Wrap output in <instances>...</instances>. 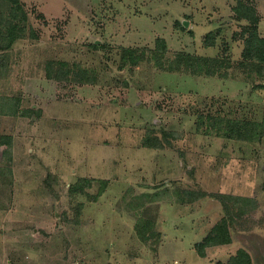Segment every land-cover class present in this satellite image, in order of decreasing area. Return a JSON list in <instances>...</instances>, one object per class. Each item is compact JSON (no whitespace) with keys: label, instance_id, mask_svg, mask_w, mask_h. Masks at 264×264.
I'll return each instance as SVG.
<instances>
[{"label":"rangeland","instance_id":"374dc122","mask_svg":"<svg viewBox=\"0 0 264 264\" xmlns=\"http://www.w3.org/2000/svg\"><path fill=\"white\" fill-rule=\"evenodd\" d=\"M22 2L31 34L0 81V168L12 155L11 178L0 177V264H228L240 249L264 264V139L196 127L213 99L246 104L248 116L264 102V80L237 66L252 24L236 8L254 9L264 37V0ZM160 38L165 67L123 63V49L150 54ZM180 54L188 67L169 71ZM221 59L232 67L212 75ZM48 61L97 81L56 79ZM6 97L34 112L14 116ZM78 181L85 189L71 192ZM145 220L146 242L136 230ZM221 234L225 244L200 247Z\"/></svg>","mask_w":264,"mask_h":264},{"label":"trees","instance_id":"16d2710c","mask_svg":"<svg viewBox=\"0 0 264 264\" xmlns=\"http://www.w3.org/2000/svg\"><path fill=\"white\" fill-rule=\"evenodd\" d=\"M236 8L239 18L246 19L252 24L247 31L246 37L244 38L242 59L238 61L237 66L250 81L264 80V37L258 30L255 11L252 8H248L242 12L238 9V7ZM28 24L29 15L22 0H0V81L3 79H1V77L5 76L10 71V65L6 63L9 57V52L11 51L12 53L15 45L20 40L25 39L29 34H31V29L28 28ZM156 44V49L151 51L150 54H147L146 50L131 48L123 49V63L125 65L129 64L131 66H137L144 61L155 60V63L158 66L165 67L163 58L167 53V42L165 39L160 38L157 39ZM214 45L215 37L213 34H210L206 41V46L208 47ZM94 47L99 49L101 45L95 44ZM178 58L183 61L181 62V60H178L176 61V64L174 62V64L168 68L169 71L181 72L183 67H188V62L192 57L190 55L180 54ZM48 66L51 68L53 67L54 69L59 66L57 71H55L56 74H54L56 79H62L66 78V76H70V78H79L80 81L78 82L95 83L97 81V75L93 72L90 73L87 69H81L80 64L70 66L67 62L48 61ZM121 66L124 67V65ZM198 67L201 68L200 65H198ZM220 67L225 69L224 73L227 75L228 69L232 67L231 62L228 59H221L217 68L211 70V74L215 75L216 73H220ZM20 101L21 98L14 97L9 99V97H6L2 105L5 108H8V106L11 105V111H13L14 116H25L27 112H34V109H21ZM212 101H214V99ZM212 101L209 104L208 111L197 115L196 127L199 132L202 130L208 135H215L244 142H260L264 139V102L259 104V106H250L251 109L249 110L251 111V115L248 116L244 114L247 110L246 108H248L246 104L234 105L230 108L227 105V101L222 102L221 104H216ZM11 144L12 142H10V145ZM5 152L9 161H6V163H4V165L0 168V177H2L3 174H7L5 176H9V178H11L12 169L10 166V159L12 160V155H10V151L6 150ZM81 180L91 186L92 180L87 178L80 179V181ZM80 181L74 184L71 192H79L85 189L84 185L80 184ZM101 182L103 186V189H101L102 192V190L104 191L107 187V181L101 180ZM234 200H236V202L240 201L239 198H235ZM245 203L252 205L251 203H254V201L252 199H246ZM224 206L227 216L230 217V205L224 202ZM242 211L244 210L242 209L241 211H237V213L241 215ZM145 221L146 224L141 225L139 223L136 227L138 235L144 242L150 239L151 234H154L152 223L147 225L150 221ZM226 221L227 219L225 218L224 222ZM218 228H220V226L217 227V229ZM227 239L229 238L223 235L218 238L212 236L208 238V243H201L200 247L204 248L206 244H209V246L225 244ZM201 256H205L203 250H201ZM228 264H251V258L246 250L240 249L229 259Z\"/></svg>","mask_w":264,"mask_h":264}]
</instances>
